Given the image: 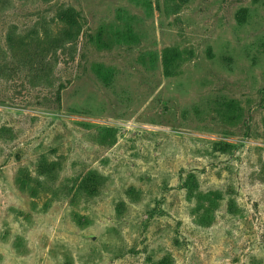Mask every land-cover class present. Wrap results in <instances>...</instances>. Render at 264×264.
<instances>
[{
  "label": "rangeland",
  "instance_id": "rangeland-1",
  "mask_svg": "<svg viewBox=\"0 0 264 264\" xmlns=\"http://www.w3.org/2000/svg\"><path fill=\"white\" fill-rule=\"evenodd\" d=\"M262 161L264 0H0V264H264Z\"/></svg>",
  "mask_w": 264,
  "mask_h": 264
},
{
  "label": "trees",
  "instance_id": "trees-1",
  "mask_svg": "<svg viewBox=\"0 0 264 264\" xmlns=\"http://www.w3.org/2000/svg\"><path fill=\"white\" fill-rule=\"evenodd\" d=\"M71 17L73 18V16L71 15ZM65 21H69L68 18H64ZM76 24H78L75 21ZM96 41L97 44H99V46H105L106 42L104 41V36L102 32H99V34L96 37ZM173 53H175L177 56H181L182 53L178 48H166L163 49L161 54H162V66H163V71L166 77H172L174 76L176 73V59H179L176 55H174ZM99 74L103 75L102 72L99 70ZM224 107L221 111V116L224 118V120L228 123H233L239 120V115H236L237 110H238V106L236 101L234 100H229L223 103ZM234 146L226 143V142H215L213 143V150L216 152H220V153H230L233 152ZM262 174H264V161H262ZM194 177V176H193ZM192 175L190 176V178H193ZM192 180H188V184H191ZM173 264V260L171 259V263Z\"/></svg>",
  "mask_w": 264,
  "mask_h": 264
}]
</instances>
